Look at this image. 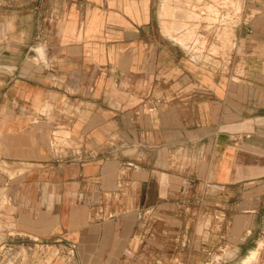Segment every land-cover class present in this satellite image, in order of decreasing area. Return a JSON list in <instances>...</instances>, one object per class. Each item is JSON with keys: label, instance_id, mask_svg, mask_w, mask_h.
Returning <instances> with one entry per match:
<instances>
[{"label": "crops", "instance_id": "1", "mask_svg": "<svg viewBox=\"0 0 264 264\" xmlns=\"http://www.w3.org/2000/svg\"><path fill=\"white\" fill-rule=\"evenodd\" d=\"M181 1L176 31L162 0H0V242L55 246L43 264L255 255L264 0L229 27Z\"/></svg>", "mask_w": 264, "mask_h": 264}, {"label": "rangeland", "instance_id": "2", "mask_svg": "<svg viewBox=\"0 0 264 264\" xmlns=\"http://www.w3.org/2000/svg\"><path fill=\"white\" fill-rule=\"evenodd\" d=\"M162 1H163L162 3L163 11L161 12L162 18L160 16V25L163 22V25L165 26L166 21L169 20V15L167 13L168 11L169 12L173 11L174 13L173 23L175 24L176 31L177 30L179 31L183 28L184 22L182 21V19L193 17L192 14H190V12L188 13V11L183 9L184 6H182L183 2L181 0H162ZM244 2L245 0H207V5H212L214 6V8H220L218 10L219 11L221 10L219 13L221 16L225 15L226 17L228 15L226 19L219 18L220 16L218 15L219 11H215L216 17L210 15L209 19H207L208 27L211 26L229 27L231 24H233L231 23L232 20L233 21L237 20L238 21L237 24H241L244 21V17H243ZM185 4L188 5L189 3L186 2ZM190 4L193 13L194 12L197 13L200 11L198 7V3L191 1ZM215 12H213L212 15ZM220 19H223V21H220ZM184 37H186V35H181L180 37H178V39L183 42ZM218 37L219 36H217L216 38L218 39ZM178 39H176L175 41L179 42ZM228 44H229V40H228ZM256 246L257 249L255 255L253 254L252 257H250L251 259L248 258L245 264H250V263L264 264V226H262V229L257 239ZM55 251H56L55 246L48 245L46 247V245H42L41 243L38 242L19 241L17 239L8 242H0V264H27L28 262H30L29 264H43V261L45 259L46 261L47 259H52V256L54 255ZM44 255H46V257L42 258V256ZM194 260L198 261L199 259H194ZM143 261H145V259H143ZM164 261H165L164 264H166V262H168V264H172V262H169V259H165ZM174 262L175 261H173V263ZM202 262L203 264H227L224 263L223 260L219 259L218 257H212Z\"/></svg>", "mask_w": 264, "mask_h": 264}, {"label": "bare ground", "instance_id": "3", "mask_svg": "<svg viewBox=\"0 0 264 264\" xmlns=\"http://www.w3.org/2000/svg\"><path fill=\"white\" fill-rule=\"evenodd\" d=\"M186 3V2H185ZM180 6V5H179ZM182 6H183V4H182ZM181 7V6H180ZM184 9V8H183ZM181 10V9H180ZM184 12V11H183ZM185 15H186V13H185ZM183 17V16H182ZM247 262V261H246Z\"/></svg>", "mask_w": 264, "mask_h": 264}]
</instances>
